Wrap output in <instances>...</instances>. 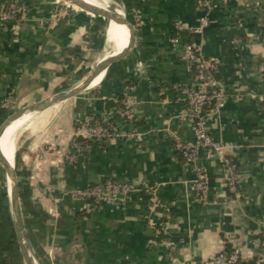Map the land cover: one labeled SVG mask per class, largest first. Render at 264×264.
I'll return each mask as SVG.
<instances>
[{
    "label": "crops",
    "instance_id": "crops-1",
    "mask_svg": "<svg viewBox=\"0 0 264 264\" xmlns=\"http://www.w3.org/2000/svg\"><path fill=\"white\" fill-rule=\"evenodd\" d=\"M18 1L28 10L23 23L0 24V126L73 90L103 58L130 52L95 86L97 78L8 128L13 161L4 155L20 204L0 163V264H201L234 248L242 264H264V0H84L126 14L136 38L117 23L114 36L113 21L57 0ZM7 2L0 0V12ZM206 15L207 28L177 37V23L197 28ZM187 41L216 62L225 86L226 105L207 128L236 166L237 195L227 190L223 162L201 147L197 165L209 186L202 198L196 167L175 147L197 140L177 90L194 79L182 59ZM126 98L136 102L134 121L118 115ZM88 118H110L136 135L77 153L73 134ZM109 179L133 191L114 204L74 195Z\"/></svg>",
    "mask_w": 264,
    "mask_h": 264
},
{
    "label": "built area",
    "instance_id": "built-area-1",
    "mask_svg": "<svg viewBox=\"0 0 264 264\" xmlns=\"http://www.w3.org/2000/svg\"><path fill=\"white\" fill-rule=\"evenodd\" d=\"M27 15V8L20 5L18 0H8L4 9L0 12V24L19 27ZM208 26L209 18L206 15L201 19V23L197 28H188L177 23L175 31L177 37L180 38L186 33L203 31ZM174 41L178 42V38H175ZM182 59L194 70V79L188 85L178 86L177 90L187 106L188 116L194 122L197 140L193 145L177 141L175 144L176 150L187 164L196 167L195 183L202 198H207L209 186L206 172L197 165L198 149L201 147L208 149L212 156L223 162L226 167L224 180L227 190L230 194L237 195L240 181L236 173V166L226 156L223 146L209 134L207 128L208 123L221 114L227 102L225 86L216 77L219 71L218 65L214 60L203 54L200 45L191 41H187L183 45ZM135 107L136 102L131 98H126L123 102V108L118 112L119 117L125 121H134ZM135 135V133L121 131L110 118L102 120L88 118L76 128L73 134L72 147L77 153H84L89 151L92 142L104 143L117 138L130 139ZM76 157V154H73L69 158L74 161ZM132 191L133 188L129 184H121L109 179L91 185L84 192H78L74 195L87 198L94 204H114L125 200ZM201 264H242V253L239 248L224 249Z\"/></svg>",
    "mask_w": 264,
    "mask_h": 264
},
{
    "label": "water",
    "instance_id": "water-1",
    "mask_svg": "<svg viewBox=\"0 0 264 264\" xmlns=\"http://www.w3.org/2000/svg\"><path fill=\"white\" fill-rule=\"evenodd\" d=\"M58 3H61L63 6L72 9L76 12L103 18L109 21H113L119 25L126 26L131 34L134 36V38L137 37V27L135 24L125 16V14H121L120 11L112 10L108 7H98V6H85L83 4H80L78 2L72 1V0H57ZM130 50H126L122 52L121 54H118L116 56H111L109 58H103L101 61H99L96 66L93 68L89 76L76 88L73 90H70L64 94H60L54 97L47 98L45 100H42L40 102H37L35 104L26 106L22 108L21 110L17 111L13 115H11L1 126H0V138L3 135L6 128L13 123L14 121L18 120L19 118L23 117L25 114H35L38 112H41L51 106H54L58 103H61L65 100H68L70 98L76 97L79 94H81L83 91H85L87 88H89L93 81L110 65L113 63L118 62L119 60L125 58ZM0 163L2 167L6 170L9 180L12 182L14 189H15V196L18 202V181L17 176L14 171V168L8 163L6 158L2 155L1 149H0Z\"/></svg>",
    "mask_w": 264,
    "mask_h": 264
},
{
    "label": "bare ground",
    "instance_id": "bare-ground-1",
    "mask_svg": "<svg viewBox=\"0 0 264 264\" xmlns=\"http://www.w3.org/2000/svg\"><path fill=\"white\" fill-rule=\"evenodd\" d=\"M72 1H75V2H78V3H80V4H83V5H85V6H97V5H94V4H90L89 2H86V1H84V0H72ZM98 7H101V8H103V7H105V6H101V5H98ZM113 25V27H112V34L115 36V29H116V23L115 22H113L112 23ZM111 43H114L115 45H116V41L112 38L111 39ZM110 55V54H109ZM110 57V56H109ZM101 77V76H100ZM100 77L99 78H97L95 81H94V83H93V85L92 86H95L96 84H98L99 83V81H100ZM21 119V118H20ZM19 119V120H20ZM18 121V120H17ZM15 122V121H14ZM12 124V123H11ZM11 124L6 128V130L4 131V133H3V135L1 136V138H0V147H1V152L3 153L2 155L5 157V155H4V152L6 153V155H7V157L9 158V160L10 161H13V159H12V154H11V152L9 151V149H8V147L5 149V147H6V145L4 144V139H5V136H6V133H7V131H8V128L11 126ZM13 127H14V125H13ZM12 128V127H11ZM27 128V127H26ZM8 141H9V143L12 145V135L9 137V139H8ZM13 143H15V140L13 139Z\"/></svg>",
    "mask_w": 264,
    "mask_h": 264
},
{
    "label": "rangeland",
    "instance_id": "rangeland-1",
    "mask_svg": "<svg viewBox=\"0 0 264 264\" xmlns=\"http://www.w3.org/2000/svg\"><path fill=\"white\" fill-rule=\"evenodd\" d=\"M60 5H62L61 3H59ZM125 16H126V14H125ZM127 17V16H126Z\"/></svg>",
    "mask_w": 264,
    "mask_h": 264
},
{
    "label": "trees",
    "instance_id": "trees-1",
    "mask_svg": "<svg viewBox=\"0 0 264 264\" xmlns=\"http://www.w3.org/2000/svg\"><path fill=\"white\" fill-rule=\"evenodd\" d=\"M181 155V154H180ZM253 264H255V263H253Z\"/></svg>",
    "mask_w": 264,
    "mask_h": 264
}]
</instances>
